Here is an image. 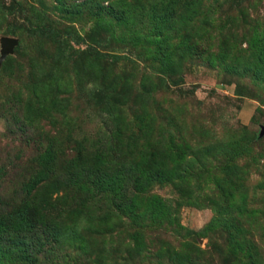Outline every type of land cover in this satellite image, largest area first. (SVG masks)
I'll return each instance as SVG.
<instances>
[{"label": "rangeland", "instance_id": "obj_1", "mask_svg": "<svg viewBox=\"0 0 264 264\" xmlns=\"http://www.w3.org/2000/svg\"><path fill=\"white\" fill-rule=\"evenodd\" d=\"M3 37L0 264H264V0H0Z\"/></svg>", "mask_w": 264, "mask_h": 264}, {"label": "water", "instance_id": "obj_2", "mask_svg": "<svg viewBox=\"0 0 264 264\" xmlns=\"http://www.w3.org/2000/svg\"><path fill=\"white\" fill-rule=\"evenodd\" d=\"M1 42V57H5L8 53H10L11 48L15 44V40L7 37H3L0 40Z\"/></svg>", "mask_w": 264, "mask_h": 264}, {"label": "trees", "instance_id": "obj_3", "mask_svg": "<svg viewBox=\"0 0 264 264\" xmlns=\"http://www.w3.org/2000/svg\"><path fill=\"white\" fill-rule=\"evenodd\" d=\"M39 180H41V179H39ZM39 182H40V181H38V182L36 181V183H33V184L31 185L32 187L30 188V190L33 191V188L36 187L37 184H38ZM24 253H26V252H24Z\"/></svg>", "mask_w": 264, "mask_h": 264}]
</instances>
